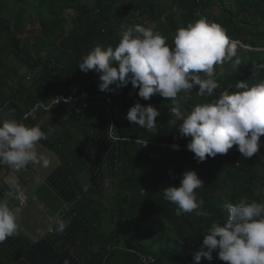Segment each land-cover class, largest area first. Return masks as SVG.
<instances>
[{
	"label": "trees",
	"instance_id": "16d2710c",
	"mask_svg": "<svg viewBox=\"0 0 264 264\" xmlns=\"http://www.w3.org/2000/svg\"><path fill=\"white\" fill-rule=\"evenodd\" d=\"M201 18L221 24L231 39L240 42V66L233 69L228 62L216 66L217 93L234 90L237 81L251 85L264 79V72L252 71L253 65L264 63V0H0V108L9 104L10 118L39 125L47 133L39 143L57 156L73 179L94 152L101 112L106 115L101 133L118 144L117 172L103 194L94 198L90 191H82L71 211L91 227L79 242L82 264H139L140 255L151 256L152 264H195L193 255L212 222L227 219V203L264 202V135L258 154L251 158L230 149L198 163L186 147L191 137H180L182 121L169 112L168 99L154 95L145 101L131 83L120 89L110 85L113 91L101 92L99 74L78 67L95 46L115 47L122 29L150 25L171 44L178 27ZM69 86L92 95L110 94L113 105L106 109L92 97L78 114L60 105L39 112L34 120L22 118L33 104ZM179 99L186 112L206 98L193 90ZM136 102L160 110L154 130L126 119ZM63 110L68 116L59 123ZM172 120L177 124L173 126ZM188 170H195L203 181L197 191L208 218L194 213L177 216V206L163 198V190L178 186ZM213 257L202 258L200 264H226L216 252Z\"/></svg>",
	"mask_w": 264,
	"mask_h": 264
},
{
	"label": "clouds",
	"instance_id": "9594fccd",
	"mask_svg": "<svg viewBox=\"0 0 264 264\" xmlns=\"http://www.w3.org/2000/svg\"><path fill=\"white\" fill-rule=\"evenodd\" d=\"M119 37L115 47L97 45L78 64L84 73L99 74L101 92L113 91L110 85L120 89L131 83L145 101L154 95L168 99L169 112L182 121L180 137H191L186 147L198 163L227 154L234 146L244 158L258 154L264 135V79L251 85L247 80L237 81L234 90L215 91L220 88L215 78L216 66L228 62L236 69L241 64L240 42L231 39L227 29L201 18L178 27L171 44L159 31L140 24L122 29ZM252 71L264 72V63L253 65ZM193 90L206 99L185 112L180 95L187 96ZM53 101L54 105L59 103L58 99ZM160 114L153 105L136 102L126 119L152 131ZM171 123L174 126L177 121ZM43 139H47V133L39 125L29 126L14 118L0 121V166L7 165L16 172L30 164L47 167L49 157L37 150ZM172 148L180 150L178 144ZM15 188L20 192L19 185ZM201 188L203 181L197 172L188 170L178 186L163 190V198L177 206V216L194 213L208 218L210 213L204 209V200L197 191ZM225 206L227 219L223 223L212 222L193 255L195 264H200L202 258L212 261L214 252L226 264H264V202L241 199ZM20 213V207L0 202V244L19 234ZM64 229V223H59L58 230Z\"/></svg>",
	"mask_w": 264,
	"mask_h": 264
},
{
	"label": "crops",
	"instance_id": "0c3cea01",
	"mask_svg": "<svg viewBox=\"0 0 264 264\" xmlns=\"http://www.w3.org/2000/svg\"><path fill=\"white\" fill-rule=\"evenodd\" d=\"M11 109L9 104L0 108V121L10 118ZM67 116L68 112L63 110L58 122L63 123ZM104 121L106 115L101 112L94 152L75 179L57 156L40 143L37 150L50 159L47 167L30 164L25 170L16 172L7 165L0 166V202L20 207L16 185L26 198L25 205L20 207L19 234L0 244L3 264H82L79 242L90 234L91 227L82 216H74L71 211L61 215V212L66 206H73L82 191H90L94 198L100 197L117 172L118 144L101 133ZM102 215L105 221L106 214ZM58 218L65 225L64 231L57 229L54 234H48V228Z\"/></svg>",
	"mask_w": 264,
	"mask_h": 264
},
{
	"label": "built area",
	"instance_id": "2783aa9c",
	"mask_svg": "<svg viewBox=\"0 0 264 264\" xmlns=\"http://www.w3.org/2000/svg\"><path fill=\"white\" fill-rule=\"evenodd\" d=\"M28 79V78H27ZM99 99L103 107L109 109L113 105V96L107 93H99V94H89L85 90H79L74 86H69L63 92L56 93L48 97L47 100H39L31 107H29L23 114V119H36L39 112H46L53 108H56L60 105H65L70 113L78 114L80 111L87 108L88 100L90 98ZM53 99H58L59 103L54 105ZM65 100L68 102L66 103ZM35 109V111H33ZM110 136L113 140H116L115 134L110 132ZM237 150V147L234 146L231 151ZM16 199L18 205L20 207L24 206L26 203V198L22 192H17ZM73 206H66L65 210L61 212L65 214L68 211H72ZM60 215V216H61ZM74 215V213H72ZM61 223L60 219L58 218L55 223H53L47 230L48 234H54L58 229V224ZM154 262L153 258L149 255H140L139 256V264H152Z\"/></svg>",
	"mask_w": 264,
	"mask_h": 264
},
{
	"label": "rangeland",
	"instance_id": "374dc122",
	"mask_svg": "<svg viewBox=\"0 0 264 264\" xmlns=\"http://www.w3.org/2000/svg\"><path fill=\"white\" fill-rule=\"evenodd\" d=\"M149 27H150V25H149Z\"/></svg>",
	"mask_w": 264,
	"mask_h": 264
}]
</instances>
